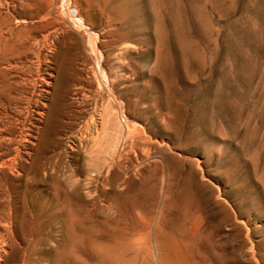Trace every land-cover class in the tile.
Listing matches in <instances>:
<instances>
[{"label":"rangeland","instance_id":"1","mask_svg":"<svg viewBox=\"0 0 264 264\" xmlns=\"http://www.w3.org/2000/svg\"><path fill=\"white\" fill-rule=\"evenodd\" d=\"M71 1L111 92L58 0H0V264H264V0Z\"/></svg>","mask_w":264,"mask_h":264},{"label":"bare ground","instance_id":"2","mask_svg":"<svg viewBox=\"0 0 264 264\" xmlns=\"http://www.w3.org/2000/svg\"><path fill=\"white\" fill-rule=\"evenodd\" d=\"M59 1V10H60V12H61V14L66 18V20H67V22H69V24H70V26L76 31V32H78L79 34H82L84 37H85V43H86V45L89 47V49H90V51L93 53V55H94V65H95V67H96V74H97V78H98V81H99V84L101 85V87H102V89H103V87L106 89V90H108L109 92H111L112 91V89H111V86H112V84L110 85V81H109V76H108V74L109 73H107V71H106V69L103 67V64H102V54H101V52H100V50H99V44H98V42H97V35H96V33H92L91 32V30L87 27V24H86V22H85V20L79 15V11H78V9H76V8H73V6H72V1L71 0H58ZM41 7V6H40ZM42 11V10H41ZM60 14V15H61ZM42 18V17H41ZM60 18V17H59ZM49 19V18H48ZM62 20V19H61ZM57 22V21H56ZM63 22V21H62ZM66 22V21H65ZM20 23V22H19ZM55 31V30H54ZM112 31V30H111ZM106 32V31H105ZM53 34V33H52ZM1 36V35H0ZM46 37V36H45ZM47 38H48V36H47ZM118 38V37H117ZM46 39V38H45ZM54 39V38H53ZM105 43V42H104ZM101 47V46H100ZM127 48V47H126ZM129 51V50H128ZM112 52V51H111ZM110 55V54H109ZM115 58H117V57H115ZM111 62V61H110ZM105 64V63H104ZM110 65H112V63L110 64ZM117 69V68H116ZM121 76V75H120ZM115 80V79H114ZM97 81V82H98ZM113 82H116V81H113ZM98 84V85H99ZM99 85V86H100ZM113 85H114V83H113ZM99 88V87H98ZM114 92V91H113ZM110 97V96H109ZM112 97V96H111ZM114 98V97H113ZM122 105V104H121ZM119 107V106H118ZM111 110V109H110ZM107 111V110H106ZM124 111V110H123ZM109 113V112H108ZM113 113V112H112ZM123 116V115H122ZM120 117V116H119ZM119 117H117V118H119ZM113 118H114V116H113ZM125 118V117H124ZM123 117H122V119H123V121H125V119H124ZM109 119V118H108ZM122 119H120V121L122 120ZM108 121H111V119L110 120H108ZM107 121V122H108ZM119 121V120H118ZM122 123V122H121ZM130 123V122H129ZM108 124V123H107ZM119 124V123H118ZM130 125V124H129ZM131 125H133V124H131ZM110 126V125H109ZM134 127H135V125H133ZM128 127V126H127ZM137 127V126H136ZM105 129V128H104ZM120 129V128H119ZM132 130H134L133 128H132ZM112 132V131H111ZM107 133V132H106ZM133 133V132H132ZM104 134H105V132H104ZM114 134H116V133H114ZM113 134V136H114V138H115V136L116 137H118L117 135H120V133L118 134V132H117V134L116 135H114ZM129 134V133H128ZM127 134V136L129 137V135ZM106 136H108L107 134H105ZM112 136V137H113ZM126 136V137H127ZM111 137V138H112ZM130 137H131V135H130ZM104 138V137H103ZM107 138V137H106ZM110 138V137H109ZM108 138V141L110 140ZM104 140H106V139H104ZM121 140V139H120ZM3 141V140H2ZM8 141H10V139L8 140ZM131 141H133V140H131ZM109 142H111V141H109ZM113 142L114 143H116L117 144V141H115V139H113ZM112 142V143H113ZM134 142V141H133ZM116 144H113V146L114 145H116ZM118 144H119V141H118ZM129 144H130V139H129ZM163 145H165V144H163ZM118 147H119V145H117ZM168 146V145H167ZM171 146V145H170ZM130 147H131V145H130ZM129 147V148H130ZM160 147H161V145H160ZM164 147V146H163ZM169 147V146H168ZM167 147V148H168ZM171 148V147H170ZM163 149V148H162ZM169 149V148H168ZM113 150H115V149H113ZM112 150V151H113ZM112 151H110V152H112ZM166 151V150H165ZM19 152V151H18ZM168 152V151H167ZM175 152V151H174ZM170 153V152H169ZM177 153V152H176ZM115 154V153H114ZM117 154V153H116ZM175 154V153H174ZM2 155V154H1ZM19 155V154H18ZM20 156V155H19ZM114 156V155H113ZM1 157V156H0ZM182 157V156H181ZM19 158V157H18ZM5 159V158H4ZM10 159V158H9ZM178 160H180V159H178ZM6 161H8V160H6ZM11 161V160H10ZM14 160L12 159V161L11 162H13ZM3 162V161H2ZM165 162V161H164ZM14 163V162H13ZM165 163H167V162H165ZM6 164H8V163H6ZM15 164H16V162H15ZM197 164V163H196ZM12 165H14V164H11V166ZM17 165V164H16ZM1 166V165H0ZM3 167H4V165H3ZM15 168L17 167V166H14ZM200 167V166H199ZM199 167H197L198 169H199ZM18 168V167H17ZM8 169V168H7ZM201 169V168H200ZM3 170V169H2ZM16 170H18V169H16ZM4 171H5V167H4ZM10 172V171H9ZM199 172V171H198ZM5 174H7L6 172H4ZM13 173V172H12ZM203 174V173H202ZM16 175V174H15ZM203 176H205V175H203ZM218 187V186H217ZM217 188H215V190H216ZM221 189V188H220ZM221 197V196H220ZM221 199V198H220ZM224 200V204H225V202H226V200L225 199H223ZM227 206V205H226ZM222 207V206H221ZM231 208V207H230ZM235 210V209H234ZM225 211V210H224ZM236 211V210H235ZM72 212H70V214H71ZM234 213V212H233ZM236 213V212H235ZM69 214V215H70ZM66 216H67V214H65ZM236 215V214H235ZM238 216V215H237ZM69 217V216H68ZM236 217V216H235ZM239 217V216H238ZM75 219V218H74ZM77 219V218H76ZM70 220V219H69ZM73 220V219H72ZM71 220V221H72ZM236 220H238V219H236ZM66 221H67V219H66ZM74 221V220H73ZM76 222V221H75ZM240 222V221H239ZM62 223H63V221H62ZM67 223V222H66ZM72 223V222H71ZM235 223V222H234ZM241 223V222H240ZM243 223V222H242ZM241 223V224H242ZM245 223V222H244ZM73 224V223H72ZM11 226V225H10ZM244 226V225H243ZM72 227H73V225H72ZM16 228V227H15ZM18 228V227H17ZM68 228V227H67ZM239 228V227H238ZM245 228H246V226H245ZM72 228H70V230H71ZM244 230H246V229H244ZM17 231V230H16ZM159 231V230H158ZM8 232V231H7ZM245 233V232H244ZM248 233V232H247ZM10 235V234H9ZM18 235V234H17ZM52 235V234H51ZM5 234L3 233V232H1L0 231V260H1V257H2V253H4L5 252V247H6V238H5ZM157 236V235H156ZM247 236V235H246ZM250 236V235H249ZM121 237V236H120ZM155 237V236H154ZM248 237V236H247ZM13 238V237H12ZM20 238V237H19ZM156 238V237H155ZM158 238V237H157ZM246 238V237H245ZM249 238V237H248ZM247 238V239H248ZM13 240V239H12ZM252 241V240H251ZM244 243H245V241H244ZM249 243H250V240H249ZM248 243V244H249ZM11 244V243H10ZM133 244H135V243H133ZM247 244V245H248ZM253 243H251V245H252ZM156 245H157V243H156ZM255 245V244H254ZM11 246V245H10ZM10 248V247H9ZM69 248H70V246H69ZM252 248V247H251ZM71 249V248H70ZM100 249V248H99ZM157 249V248H156ZM250 249V248H249ZM257 249V248H256ZM12 250V249H11ZM251 250V249H250ZM60 251H61V249H60ZM68 251V250H67ZM249 250H247V252H248ZM253 251H255L254 250V248H253ZM24 252V251H23ZM27 252V251H26ZM72 252V251H71ZM98 252H100V253H104L105 251H100V250H98ZM111 252V251H110ZM17 253H19V251H17ZM22 253V252H21ZM70 253V252H69ZM96 253V252H95ZM115 253V252H114ZM249 253V252H248ZM251 254H252V252H250ZM35 254V253H34ZM67 254V253H66ZM105 254H107L106 252H105ZM112 254V253H111ZM254 254V253H253ZM256 254V253H255ZM260 254V253H259ZM18 255V254H17ZM16 255V256H17ZM67 255H70V254H67ZM99 255V254H98ZM109 255V254H108ZM157 255H158V253H157ZM121 256V255H120ZM143 256V255H142ZM9 257V256H8ZM25 257V256H24ZM29 257V256H28ZM67 257V256H66ZM100 257V256H99ZM101 257H102V255H101ZM100 257V258H101ZM103 257L105 258L106 256H104L103 255ZM108 257V256H107ZM113 257H116V256H114L113 254H112V258ZM157 257V256H156ZM259 257H260V255H259ZM10 258V257H9ZM57 258V257H56ZM64 258V257H63ZM110 258H111V256H110ZM117 258H118V256H117ZM27 258H25V260H26ZM41 259V258H40ZM115 259V258H114ZM157 259V258H156ZM160 259H161V257H160ZM251 259H253V258H251ZM4 260V259H3ZM25 260L23 259V261L25 262ZM102 261H108V260H103V259H101ZM116 260V259H115ZM113 261V260H111V259H109V261H113V262H115V263H117L118 262V260L119 259H117V261ZM121 260V259H120ZM119 260V261H120ZM158 260H159V258H158ZM203 260V259H202ZM254 260V259H253ZM22 261V260H21ZM32 261H33V259H32ZM56 261V260H55ZM108 261V262H109ZM153 261V260H152ZM157 261V260H156ZM161 261H163L162 259H161ZM112 262V263H113ZM254 262V261H253ZM13 263V262H12ZM27 263H28V261H27ZM104 263V262H103ZM119 263V262H118ZM123 263V262H122ZM255 263V262H254ZM262 263V262H261ZM24 264V263H23ZM61 264V263H60ZM109 264V263H108ZM114 264V263H113ZM119 264H121V261H120V263ZM201 264V263H200Z\"/></svg>","mask_w":264,"mask_h":264}]
</instances>
